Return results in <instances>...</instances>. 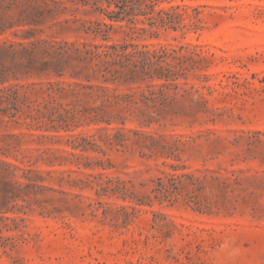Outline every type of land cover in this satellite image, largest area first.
<instances>
[{
  "label": "rangeland",
  "instance_id": "rangeland-1",
  "mask_svg": "<svg viewBox=\"0 0 264 264\" xmlns=\"http://www.w3.org/2000/svg\"><path fill=\"white\" fill-rule=\"evenodd\" d=\"M127 5L0 0V264H264V0Z\"/></svg>",
  "mask_w": 264,
  "mask_h": 264
},
{
  "label": "trees",
  "instance_id": "trees-1",
  "mask_svg": "<svg viewBox=\"0 0 264 264\" xmlns=\"http://www.w3.org/2000/svg\"><path fill=\"white\" fill-rule=\"evenodd\" d=\"M108 5L114 1L115 6L117 7L116 10H111L109 13H111L109 16L110 18H114L115 20H121L125 18V16L132 15L134 16V9L133 7H128L127 3L129 0H107ZM139 1V0H136ZM140 1H146V0H140ZM152 1V0H149ZM166 12L167 10L159 9L157 13ZM130 22H133V17L128 18ZM7 27H0V33H2Z\"/></svg>",
  "mask_w": 264,
  "mask_h": 264
}]
</instances>
